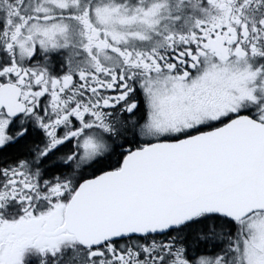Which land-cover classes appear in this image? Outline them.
I'll use <instances>...</instances> for the list:
<instances>
[{
	"label": "snow or ice",
	"instance_id": "snow-or-ice-1",
	"mask_svg": "<svg viewBox=\"0 0 264 264\" xmlns=\"http://www.w3.org/2000/svg\"><path fill=\"white\" fill-rule=\"evenodd\" d=\"M0 264H264V0H0Z\"/></svg>",
	"mask_w": 264,
	"mask_h": 264
}]
</instances>
